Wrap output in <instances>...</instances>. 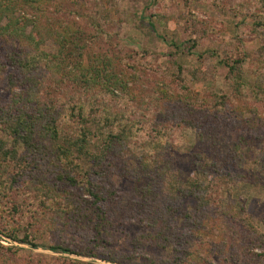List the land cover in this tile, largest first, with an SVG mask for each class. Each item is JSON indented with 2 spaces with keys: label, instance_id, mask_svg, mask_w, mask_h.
Returning <instances> with one entry per match:
<instances>
[{
  "label": "trees",
  "instance_id": "obj_1",
  "mask_svg": "<svg viewBox=\"0 0 264 264\" xmlns=\"http://www.w3.org/2000/svg\"><path fill=\"white\" fill-rule=\"evenodd\" d=\"M48 1L0 0V236L36 247L50 220V232L58 235L59 226L67 236L83 231L80 239L87 245L49 250L97 258L99 248L109 243L108 231L131 223L160 247L184 246L179 264L206 263L211 257L224 261L210 242L211 233L224 229L221 194L230 196L225 192L235 183L256 186L261 177L264 181V142L247 166L241 149L248 143L245 138L231 139L220 131L219 115L227 112L223 99L203 100L208 113L218 114L197 126L187 116L186 124L195 131V161L190 176L180 180L169 157L173 143L167 137L173 128L165 129L161 108L169 100L166 94L154 104L140 100L129 91L131 78L107 69L112 67L109 58L101 68L68 62L65 53L82 43V28L49 19ZM49 39L58 46L54 54L42 49ZM189 98L194 96L182 98L185 110L207 112L195 111L186 103ZM132 146L141 153L135 154ZM121 179L132 185L137 201L121 192ZM183 197L196 206L185 216V230L176 227L175 218ZM214 208L215 217L206 218ZM250 238L264 248V234L252 231Z\"/></svg>",
  "mask_w": 264,
  "mask_h": 264
},
{
  "label": "rangeland",
  "instance_id": "obj_2",
  "mask_svg": "<svg viewBox=\"0 0 264 264\" xmlns=\"http://www.w3.org/2000/svg\"><path fill=\"white\" fill-rule=\"evenodd\" d=\"M250 2L50 0L44 3V7L49 19L59 18L72 27L82 28V43L65 53L72 65L101 68L109 58L112 67L108 65L107 69L112 74L123 73L131 78L129 91L136 93L140 100H150L149 104H154L152 101L157 102L163 93L166 94L169 100L165 99L161 108L165 111V129L173 128L167 137L173 143L169 157L175 162V174L183 181L192 172L195 161L192 148L196 146L195 131L186 124L187 116L195 120L194 126H197L199 122L213 120L218 114L215 111L208 113L209 107L203 104V100L223 99L222 107L227 112L221 111L219 115L220 131L231 139L245 138L248 143L241 149L247 166L264 146V0H253V8L248 5ZM171 42L179 48L172 47ZM42 49L54 54L58 46L49 39ZM231 58L239 63L231 62ZM228 65L234 68L233 72H229ZM69 93H74V89L69 88ZM4 95L8 96L7 93ZM187 95L194 96L186 103L189 102L195 111L201 108L207 112L185 110L182 98ZM131 149L137 155L141 153L134 146ZM119 183L117 186L121 192L131 196L132 185H128L125 179ZM262 186L263 177L256 186L235 183L231 191L225 192L230 196L221 194L224 229L217 231L216 235L211 233L210 242L218 247L215 250L221 251L224 261L211 257L200 264H264V248L258 247L250 238L252 231L255 235L264 234ZM131 198L138 200L137 196ZM177 204L176 227L185 230V216L196 210L195 201L183 197ZM216 211L214 208L208 215L205 213L206 218L215 217ZM199 215L203 220L204 215ZM220 215L219 212L215 218L217 222ZM242 218L253 226L252 231ZM49 222L47 220V230L36 242V247L0 236V246L3 247L0 249V264H179L185 258L184 246L160 247V244L147 240L137 224L131 223L108 231L109 243L104 249L99 248L100 257L54 252L48 247L79 248L87 244L80 239L85 232L75 230L67 236L64 227L59 226L58 230L53 229L60 232L57 235L50 232ZM174 248L177 250L172 251ZM215 258L217 261L212 262L211 259Z\"/></svg>",
  "mask_w": 264,
  "mask_h": 264
}]
</instances>
